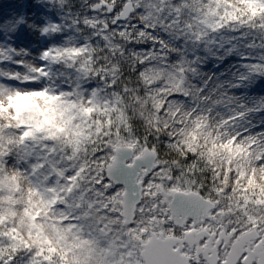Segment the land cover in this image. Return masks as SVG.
<instances>
[{
  "label": "clouds",
  "instance_id": "9594fccd",
  "mask_svg": "<svg viewBox=\"0 0 264 264\" xmlns=\"http://www.w3.org/2000/svg\"><path fill=\"white\" fill-rule=\"evenodd\" d=\"M0 264H264V0H0Z\"/></svg>",
  "mask_w": 264,
  "mask_h": 264
}]
</instances>
